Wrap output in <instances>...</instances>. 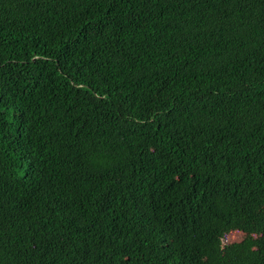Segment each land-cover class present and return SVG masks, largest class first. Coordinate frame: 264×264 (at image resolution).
<instances>
[{"label":"trees","instance_id":"obj_1","mask_svg":"<svg viewBox=\"0 0 264 264\" xmlns=\"http://www.w3.org/2000/svg\"><path fill=\"white\" fill-rule=\"evenodd\" d=\"M0 264H264V0H0Z\"/></svg>","mask_w":264,"mask_h":264},{"label":"rangeland","instance_id":"obj_2","mask_svg":"<svg viewBox=\"0 0 264 264\" xmlns=\"http://www.w3.org/2000/svg\"><path fill=\"white\" fill-rule=\"evenodd\" d=\"M244 236V234L238 233V232H233L224 237L222 244H227L233 241H238Z\"/></svg>","mask_w":264,"mask_h":264}]
</instances>
